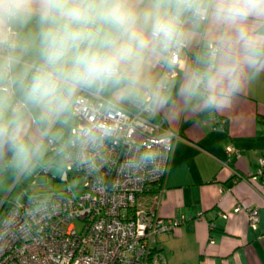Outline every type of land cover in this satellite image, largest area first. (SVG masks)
<instances>
[{"label":"clouds","instance_id":"9594fccd","mask_svg":"<svg viewBox=\"0 0 264 264\" xmlns=\"http://www.w3.org/2000/svg\"><path fill=\"white\" fill-rule=\"evenodd\" d=\"M189 16L218 33L185 94L204 88L213 102L264 66V0H0V146L26 164L41 146L26 138L33 113L51 122L82 91L150 87L149 64L186 45Z\"/></svg>","mask_w":264,"mask_h":264},{"label":"built area","instance_id":"2783aa9c","mask_svg":"<svg viewBox=\"0 0 264 264\" xmlns=\"http://www.w3.org/2000/svg\"><path fill=\"white\" fill-rule=\"evenodd\" d=\"M191 23L193 19L186 18L185 28ZM186 46L161 59V88L176 77L179 54ZM154 96L144 92L135 109L128 110L101 91L78 94L71 108L72 141L62 153L58 179L69 183V173L75 171L82 190L26 194L19 202L8 201V191L0 198V264H165L163 253L154 248L156 237L185 220L159 214L181 136L150 117ZM224 124L221 120L219 127ZM43 141L55 150L49 128ZM226 152L238 155L231 145ZM257 164L251 179L264 176V153ZM45 171L49 174V167ZM240 210L256 227L258 209L235 206V212ZM75 221L80 222L79 230Z\"/></svg>","mask_w":264,"mask_h":264},{"label":"crops","instance_id":"0c3cea01","mask_svg":"<svg viewBox=\"0 0 264 264\" xmlns=\"http://www.w3.org/2000/svg\"><path fill=\"white\" fill-rule=\"evenodd\" d=\"M187 19L193 23L186 27L187 46L180 51L176 77L161 88L162 58L153 60L147 68L150 87L125 95L116 88L110 97L121 107L134 110L144 92L155 94L150 117L181 136L174 146L159 214L185 220L158 235L154 248L163 253L165 264H264V176L250 178L257 174V159L264 152V66L245 67L239 88L225 95L217 93L213 102L204 88L185 94L187 77L205 66L206 53L218 33L210 21L195 16ZM30 28L21 30V41ZM68 117L73 118L61 115L46 122L38 113L29 117L26 138L41 145L31 157L44 147L48 150L43 141L48 128L58 152L69 147L74 120L70 125ZM221 120H225L223 128L218 127ZM227 145H233L238 155H227ZM14 155L9 167L13 162L20 167ZM237 205L258 209L256 227L249 225L245 210L234 211Z\"/></svg>","mask_w":264,"mask_h":264},{"label":"rangeland","instance_id":"374dc122","mask_svg":"<svg viewBox=\"0 0 264 264\" xmlns=\"http://www.w3.org/2000/svg\"><path fill=\"white\" fill-rule=\"evenodd\" d=\"M67 119V123H70L71 125V120L73 118L71 119L68 117ZM73 125L74 121L70 126V129L73 127ZM71 137L72 135L69 134V147L72 141ZM43 149L45 150L40 151L36 156L34 155L29 159L31 163L28 162L27 164H22L20 167L16 166V163L14 162L9 167L10 158L8 159L3 171L1 172L2 175L5 172V176L0 178V196H5L11 186L18 179L19 182L10 195V199L17 202L24 201L26 197H30L31 195L49 194L56 191H63L68 187L75 193H79L82 190L80 175L75 171L69 173V183L60 181L58 179H53L54 176H59L60 169L63 167L64 158L63 156H57L54 152H49L45 147ZM17 167H19L18 170H16ZM46 167L50 168L49 174L45 171ZM10 177H12V179L9 181ZM25 187L28 190V196L24 198L21 195V191ZM75 225L79 230L81 227L80 222L75 221Z\"/></svg>","mask_w":264,"mask_h":264},{"label":"trees","instance_id":"16d2710c","mask_svg":"<svg viewBox=\"0 0 264 264\" xmlns=\"http://www.w3.org/2000/svg\"><path fill=\"white\" fill-rule=\"evenodd\" d=\"M116 88H107V89H104V90H102L101 91V94L106 98V99H108V100H111V101H113L110 97H111V92L112 91H114ZM63 115H71V108L69 109V111H67L66 113H64ZM154 119V118H153ZM74 120V119H73ZM154 120H156V119H154ZM219 127V126H218ZM51 133V132H50ZM70 134V133H69ZM55 140V139H54ZM55 144H56V148H55V150H50L49 148H48V151L49 152H54V153H56V155L57 156H63L62 155V153H63V151L65 150V149H63L61 152H58V144L56 143V141H55ZM228 146V145H227ZM231 146H233V145H231ZM234 147V146H233ZM235 148V147H234ZM236 149V148H235ZM225 150H226V148H225ZM237 151V150H236ZM13 152H14V149L11 147L10 148V152L8 153V155L6 156V158H5V162H4V164L2 165V167H1V169H0V175H1V172L3 171V169H4V167H5V165H6V162L8 161V159L12 156V154H13ZM238 152V151H237ZM227 153V152H226ZM262 153H264V152H262ZM261 153V154H262ZM231 154H233V153H231ZM236 154V153H235ZM227 155H230V154H228L227 153ZM237 155V154H236ZM63 166H64V161H63ZM63 168V167H62ZM49 172H50V168H49ZM53 179H58V176H54V178ZM232 179L233 178H231L230 180H229V182H228V185H231V183H232ZM59 180V179H58ZM18 182H19V179L18 180H16L15 181V183L11 186V188L9 189V191H10V193H9V195H8V198H7V200L9 201H13V200H11L10 199V195H11V193L13 192V190L15 189V187H16V185L18 184ZM27 192H28V190H27V188L25 187L22 191H21V195L25 198V196H26V194H27ZM57 192V191H56ZM3 196H0V198H2Z\"/></svg>","mask_w":264,"mask_h":264},{"label":"water","instance_id":"95a60500","mask_svg":"<svg viewBox=\"0 0 264 264\" xmlns=\"http://www.w3.org/2000/svg\"><path fill=\"white\" fill-rule=\"evenodd\" d=\"M10 148H11V146L7 143L0 146V169L5 162L6 156L10 152Z\"/></svg>","mask_w":264,"mask_h":264}]
</instances>
